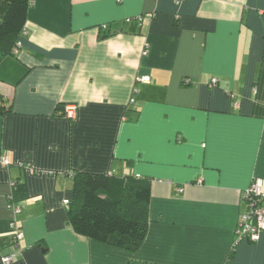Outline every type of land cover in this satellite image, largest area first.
Masks as SVG:
<instances>
[{
	"label": "crops",
	"instance_id": "crops-1",
	"mask_svg": "<svg viewBox=\"0 0 264 264\" xmlns=\"http://www.w3.org/2000/svg\"><path fill=\"white\" fill-rule=\"evenodd\" d=\"M19 39L0 61V264H264V232L235 244L264 180V0H31ZM77 172L149 179L137 250L75 231Z\"/></svg>",
	"mask_w": 264,
	"mask_h": 264
},
{
	"label": "trees",
	"instance_id": "trees-1",
	"mask_svg": "<svg viewBox=\"0 0 264 264\" xmlns=\"http://www.w3.org/2000/svg\"><path fill=\"white\" fill-rule=\"evenodd\" d=\"M30 4L31 0H0V61L17 53ZM6 100L0 95V115L12 110ZM72 192L68 216L76 232L132 251L141 246L150 220L149 179L77 172ZM25 196L23 184L15 180L9 202L20 203Z\"/></svg>",
	"mask_w": 264,
	"mask_h": 264
},
{
	"label": "built area",
	"instance_id": "built-area-1",
	"mask_svg": "<svg viewBox=\"0 0 264 264\" xmlns=\"http://www.w3.org/2000/svg\"><path fill=\"white\" fill-rule=\"evenodd\" d=\"M143 17H137V20H142ZM129 21L131 19H128ZM21 45V42H18ZM188 81V79H187ZM218 78L214 77L211 80L210 85H215L218 83ZM68 116L74 115L72 109H68ZM1 161L5 165H9V160L7 157H1ZM14 185V181L12 182ZM244 197L246 201V209L241 213L237 227L235 229V244L241 240H248L251 242H257L261 234L264 232V180L261 178H255L252 181L250 187L244 192ZM64 204H69V199L64 200ZM10 208L14 210L16 214L21 212V205L18 202H9ZM13 236L16 240H19L23 236V231L21 226H19L15 221H12ZM14 258L13 255H8L3 258L5 263H9Z\"/></svg>",
	"mask_w": 264,
	"mask_h": 264
}]
</instances>
